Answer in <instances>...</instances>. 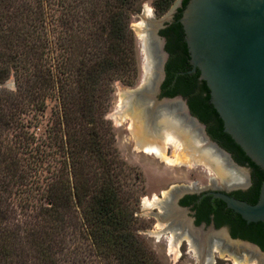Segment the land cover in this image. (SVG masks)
Instances as JSON below:
<instances>
[{
    "label": "trees",
    "instance_id": "trees-1",
    "mask_svg": "<svg viewBox=\"0 0 264 264\" xmlns=\"http://www.w3.org/2000/svg\"><path fill=\"white\" fill-rule=\"evenodd\" d=\"M172 1L161 0L159 6L167 9ZM140 2L21 0L11 7L12 0H0V80L14 74L18 81L17 89L0 94V231L9 232L3 222L9 214L3 207L16 192L28 211L22 222L33 250L26 255L34 264H65L67 242L77 229L95 249L105 255L109 251L120 264H157L131 230L129 197L100 128L114 82L123 78L133 84L137 75L131 20ZM181 25L170 41L168 82L176 78L177 83L168 94H183L215 139L237 159H249L224 131L200 70L176 77L191 67ZM48 45L53 46L54 63L46 67ZM49 94L58 104L47 120L48 135L39 142L36 131ZM44 171L50 174L42 176ZM251 231L238 226L232 232L264 249L263 226L254 223ZM14 256L4 243L0 246V264H28L24 253Z\"/></svg>",
    "mask_w": 264,
    "mask_h": 264
},
{
    "label": "water",
    "instance_id": "water-1",
    "mask_svg": "<svg viewBox=\"0 0 264 264\" xmlns=\"http://www.w3.org/2000/svg\"><path fill=\"white\" fill-rule=\"evenodd\" d=\"M182 1L176 0L164 17L154 13L146 23L148 41L139 51L141 81L137 88L121 90L115 116L119 146L145 171L144 213L159 220L146 234L168 264L179 260L184 238L190 244L189 264H215L221 257L236 264H264V249L233 237L227 228L194 230L176 208L170 207L164 219L158 212L164 210L160 205L162 194H176L177 202L181 193L195 186L200 190H231L245 179L243 168L212 140L186 100L181 96L159 98L168 54L162 47L161 55L158 52V31L172 20ZM144 15L145 10L142 19ZM179 21L192 65L188 73L200 70V79L210 89V101L223 120L224 131L264 169V0H189ZM215 196L247 222L264 223V181L255 204L224 192ZM172 219L183 222L185 237L166 227Z\"/></svg>",
    "mask_w": 264,
    "mask_h": 264
},
{
    "label": "rangeland",
    "instance_id": "rangeland-1",
    "mask_svg": "<svg viewBox=\"0 0 264 264\" xmlns=\"http://www.w3.org/2000/svg\"><path fill=\"white\" fill-rule=\"evenodd\" d=\"M21 0H12V4H9L14 7H17L18 2ZM161 0H141L139 7L140 10L133 16L131 20V26L135 36V48H136V60H137V75L134 79L133 84L126 83L123 78L116 80L112 86V91L110 94L107 95L104 101V117H102V124L100 127L107 137L109 141L108 147H110V151L113 152V159L115 161V166L117 167L118 171L120 172V180L123 182V189L128 194L129 197L128 205H129V212L132 214L129 219L131 230L136 234V236L140 239V241L144 244L148 254L152 257L153 261L157 264H168L163 257L157 252L154 245L152 244L151 240L147 236L146 233L153 231L156 226L159 224V220L156 218L155 215H151L148 213H144V190L146 184V175L144 168L134 162L133 160L129 159L121 147L118 144V124L116 119L114 118V114L120 107V97H121V90L127 88H137L140 84L142 73H143V65L140 57V50H144L143 48V41L141 40L138 30L137 23L142 20V13L145 10L146 6H150L156 16L158 18L164 17L173 7L176 0L172 1V4L169 8L164 9L159 6V2ZM6 3L3 5L5 7ZM0 4V8H1ZM2 9V8H1ZM48 36L52 39L53 34L48 33ZM53 46L48 45V53L46 56V60H44L46 67L50 66L54 63V56ZM5 82H9L10 85H2L0 86V94L5 95L7 90H15L17 89L18 81L14 74L8 76L4 80H0V83L4 84ZM50 95V96H49ZM46 97L47 102V110L45 112V116L43 117L42 124L40 125V130L37 129V138L39 137V142H42L43 136H47L48 133L46 132L47 129V120L50 118L52 111H54L57 107L58 101L56 100L55 96L52 97V94H49ZM52 95V96H51ZM28 115H25V120L27 119ZM53 162L50 159L51 163ZM55 164V162H53ZM50 173L47 171L42 172V176H47ZM17 186H15L16 191ZM14 191V192H15ZM9 196V195H6ZM19 194L13 193V195L9 196L8 204L3 208H5L9 214V219H5L4 225L7 224L9 228V232L2 233L0 231V246L4 243L6 245L7 250L16 257L19 253H24L25 258L28 264H34L32 260L28 259L30 256L27 257V253H33L31 249V244L28 241V232L27 225L24 224L22 219L26 218L24 212H28L25 208L20 206L19 201ZM75 214V211H73ZM7 214V213H6ZM73 214V215H74ZM1 220V218H0ZM76 222V220H75ZM1 228V227H0ZM12 229V230H11ZM77 229V228H76ZM75 229V230H76ZM14 230V231H13ZM11 232H16V234H12ZM10 233V234H8ZM6 234V235H5ZM90 243V244H89ZM91 241L85 240L80 236L79 229L76 230V235L71 234V239L68 240L65 249V256L66 259L63 260L62 263L65 264H120L117 257L112 255L109 251L101 253L100 250L95 249L93 245H91ZM28 254V255H29ZM189 254H190V244L187 239H184L180 243V250H179V260L175 264H189ZM64 257V256H63ZM75 257V258H74ZM17 258V257H16ZM15 259V258H14ZM75 259V262L72 260ZM215 264H236L228 257H221L216 259Z\"/></svg>",
    "mask_w": 264,
    "mask_h": 264
},
{
    "label": "flooded vegetation",
    "instance_id": "flooded-vegetation-1",
    "mask_svg": "<svg viewBox=\"0 0 264 264\" xmlns=\"http://www.w3.org/2000/svg\"><path fill=\"white\" fill-rule=\"evenodd\" d=\"M183 1H182V6H183ZM182 6H179L177 8L176 12L173 14L172 20L165 22L164 27H162L158 31V35L162 41V42L160 40L157 41L158 42L157 43L158 52L161 55L162 50L160 49V47H162L163 51L167 52L168 54V57L164 65L165 77L163 81L161 82V86H160L161 92L159 94V98H164V97L176 98V97L181 96L189 104L188 99L181 93H176L174 95L168 94V92L171 89H173L177 83L176 78L168 82L169 72L171 70L170 66L172 64V59H173L170 41H172V39L175 36V33H176L175 29L177 28V25H181L179 20L183 13V9L181 10ZM181 27L183 31L184 41H186L184 28L182 25ZM188 62H189V65L191 66L190 69L188 70L190 71L192 69V65L190 64V60ZM188 71L187 72H184V71L177 72L176 77L179 76L180 74L197 73L198 69L196 72H192V73H188ZM192 114L194 116H197L193 112ZM200 121L203 124H205L207 133L212 138V140L215 141L222 149L227 151L231 155L232 160L239 167L243 168L242 171L245 172L244 182L241 183L237 188L231 189V190H225V189L219 190L216 188H207V189L200 190L196 188L197 186H195V189H191L189 191L181 193L178 197L177 202H175L176 194L167 196V197H165L162 194L160 197L161 198L160 205L161 207H163L164 210L162 211L160 209V211L158 212L164 214L163 215V219H164L167 217L170 211V207L176 208L180 213H182L185 216V219L188 220L189 225L191 226L192 229L194 230L202 229L203 232L209 231L211 227H214L215 230L227 228L230 234L233 236L232 231L234 227H238V226L242 227L245 233H252V231L250 232V229L252 228V225L254 223L256 225H262L264 228L263 222H250V223L247 222L245 219L242 218L240 214L235 212L233 209L229 208L223 199L215 196V193L217 192H224L234 198L246 201L248 203H251V204L257 203V201L260 198L261 187L264 181V175H263L264 169L256 165L247 155L246 156L249 159H245L243 161L237 159L236 156L233 154V152H231L219 140L215 139L210 134L208 130L209 125L203 122L201 119ZM225 158L228 161L226 156ZM252 163H254L255 165ZM236 169L241 170L240 168H236ZM166 227L168 229L176 231L179 237H185L186 235V230H185L186 228L184 227L183 222L181 220L179 221L173 220V219L169 220L167 222ZM191 237L193 238V240L198 241V238L192 235ZM235 238H241V237H235ZM245 240H248V239H245Z\"/></svg>",
    "mask_w": 264,
    "mask_h": 264
},
{
    "label": "bare ground",
    "instance_id": "bare-ground-1",
    "mask_svg": "<svg viewBox=\"0 0 264 264\" xmlns=\"http://www.w3.org/2000/svg\"><path fill=\"white\" fill-rule=\"evenodd\" d=\"M153 16H154L153 9L150 6L147 5L146 8H145L144 19H142L136 25L137 26V30H138V34H139L141 40L143 41V43H145V44L148 41V32H147V28L145 29V26H146V23L150 20L149 18H152ZM118 111L119 110H117L116 113L114 114V118H115V116H116ZM185 239H187V238H185Z\"/></svg>",
    "mask_w": 264,
    "mask_h": 264
}]
</instances>
